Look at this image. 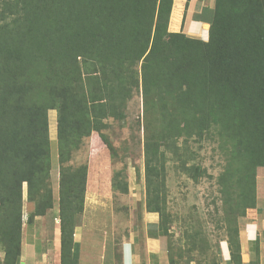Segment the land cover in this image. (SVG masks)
Returning <instances> with one entry per match:
<instances>
[{
	"label": "trees",
	"instance_id": "obj_1",
	"mask_svg": "<svg viewBox=\"0 0 264 264\" xmlns=\"http://www.w3.org/2000/svg\"><path fill=\"white\" fill-rule=\"evenodd\" d=\"M173 6L174 0H0L3 264L21 262L24 184L28 226L56 204L48 112H58L64 163L68 132L87 135L107 117L121 119L135 91L160 124L145 145L148 212L160 209L159 149L213 130L228 157L220 178L230 198L225 206L235 203L236 220L256 209L257 171L264 168V0H215L212 16L206 10L194 18L208 25L207 41L169 30ZM86 186V167L70 175L60 170L61 264L67 250L68 264H77L73 237ZM238 224L227 239L233 264H243Z\"/></svg>",
	"mask_w": 264,
	"mask_h": 264
},
{
	"label": "rangeland",
	"instance_id": "obj_2",
	"mask_svg": "<svg viewBox=\"0 0 264 264\" xmlns=\"http://www.w3.org/2000/svg\"><path fill=\"white\" fill-rule=\"evenodd\" d=\"M175 4L179 6L174 21L178 26L170 20L169 30L183 31L190 37L207 41L208 27L202 30L205 24L194 18L206 10L212 16L215 0H189L188 3L187 0H174ZM194 22L201 26L192 33L196 31ZM122 112L124 117L121 119L105 118L100 131L93 130L87 135L82 134L81 129L72 134L68 132L64 163L58 157V112H48L53 185H59L60 170L70 175L86 167L85 202L88 197L87 202L94 203L93 196L100 187L99 193L104 195H100L101 198H112L115 220L127 224L134 221V228L144 226L146 215L154 213L156 221L148 225V232L152 237L164 238L169 263L172 260L175 264H220L222 245L234 234L240 211L234 202L230 207L224 203L230 198L225 196L220 178L226 171L228 157L221 147L218 131L205 132L202 137L170 140L159 149L161 185L157 192L160 209L159 212H148L145 145L147 137H157L160 124L157 114H146L142 93L138 91ZM257 176V198L264 207V168H258ZM23 191V221L26 223L32 209L27 199V184ZM93 213L95 211L86 209L82 221L87 223L91 218L112 217L111 212L102 213L98 218ZM64 256L68 264L70 252L67 250ZM25 264H31V260L27 259Z\"/></svg>",
	"mask_w": 264,
	"mask_h": 264
},
{
	"label": "crops",
	"instance_id": "obj_3",
	"mask_svg": "<svg viewBox=\"0 0 264 264\" xmlns=\"http://www.w3.org/2000/svg\"><path fill=\"white\" fill-rule=\"evenodd\" d=\"M178 8V4L173 7L172 24L175 23ZM194 23L196 31L192 32L190 28L192 33L197 32L201 26L199 23ZM175 26L178 24L175 23ZM205 29L207 28L204 27L202 30ZM257 180H259L258 176ZM54 182L56 183L57 180ZM100 190V187L96 189L99 192ZM98 193L93 196L94 203L89 204L87 197L84 211L74 231V256L77 264H169L164 238L152 237L148 232V225L155 223L156 215L148 213L143 220L144 226H136L137 228H134L132 224L134 221L131 220L128 224L123 221L117 222L113 203L110 202L112 198H101L100 195L103 193ZM54 194L56 202L54 210L43 217H37L31 226L24 223L20 264H25L27 259L31 260V264H61V229L60 218L57 217L59 185L54 186ZM86 209H90V212L95 211L93 216L97 218L100 214L109 212L112 217L98 220L91 218L86 223L82 221ZM101 227L105 229H100ZM238 227L242 263L264 264V207L259 203L258 198L256 209L249 210L245 217L240 218ZM220 264H233L227 240L222 245Z\"/></svg>",
	"mask_w": 264,
	"mask_h": 264
},
{
	"label": "built area",
	"instance_id": "obj_4",
	"mask_svg": "<svg viewBox=\"0 0 264 264\" xmlns=\"http://www.w3.org/2000/svg\"><path fill=\"white\" fill-rule=\"evenodd\" d=\"M0 264H3V256L0 254Z\"/></svg>",
	"mask_w": 264,
	"mask_h": 264
},
{
	"label": "water",
	"instance_id": "obj_5",
	"mask_svg": "<svg viewBox=\"0 0 264 264\" xmlns=\"http://www.w3.org/2000/svg\"><path fill=\"white\" fill-rule=\"evenodd\" d=\"M208 27V25H205V28H207Z\"/></svg>",
	"mask_w": 264,
	"mask_h": 264
}]
</instances>
